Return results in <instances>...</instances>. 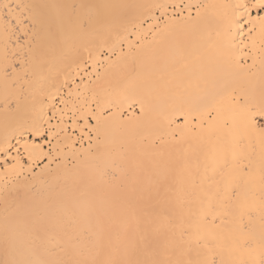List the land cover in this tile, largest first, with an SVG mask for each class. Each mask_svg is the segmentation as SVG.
Instances as JSON below:
<instances>
[{"label":"bare ground","instance_id":"1","mask_svg":"<svg viewBox=\"0 0 264 264\" xmlns=\"http://www.w3.org/2000/svg\"><path fill=\"white\" fill-rule=\"evenodd\" d=\"M5 2L28 7L0 23V264L163 259L182 233L185 249L227 244L237 220L208 196L225 158L252 172L258 250L257 0Z\"/></svg>","mask_w":264,"mask_h":264},{"label":"snow or ice","instance_id":"2","mask_svg":"<svg viewBox=\"0 0 264 264\" xmlns=\"http://www.w3.org/2000/svg\"><path fill=\"white\" fill-rule=\"evenodd\" d=\"M260 9H264V0H257L254 5ZM28 7L20 4L3 3L0 5V23H2L4 31L7 33L10 30H15L16 26L21 22V14L19 10ZM80 7H95L89 5H81ZM237 7L247 9L248 5L240 4ZM260 31L264 37V17L259 18ZM249 31H252L250 27ZM259 117H264V103H261L258 110L249 109L244 114V125L246 128L257 131L261 138V195H260V216H261V239L257 250L255 244V236L250 227L253 220L252 208L247 205L244 188L246 183L251 181L252 172L248 166L239 167L234 164L229 167L226 162L224 168L228 169L227 173H223V186H217L215 192L208 193L209 200H216L219 203L221 217L223 215H232L237 220L235 232L227 237V244L217 243L209 245L208 243L200 244L192 248L191 245L187 249L184 247V234H181L179 240L168 241L164 245L165 258H153L149 260H128V261H91L88 264H264V123L258 128L256 120ZM37 135L41 132L36 131ZM237 159L236 154H233V160ZM211 206V205H210ZM216 212H213V222H215ZM247 215L248 224L244 223V217ZM221 223L224 220L221 219ZM147 243V238H145ZM153 247L159 248L160 241L153 240L150 242ZM195 253L193 256L192 253ZM244 253H248V257H244ZM227 257V258H226ZM4 264H30V262H20L9 260ZM47 264V262H45ZM54 264H65L64 261H56Z\"/></svg>","mask_w":264,"mask_h":264},{"label":"rangeland","instance_id":"3","mask_svg":"<svg viewBox=\"0 0 264 264\" xmlns=\"http://www.w3.org/2000/svg\"><path fill=\"white\" fill-rule=\"evenodd\" d=\"M194 11H196V10H194Z\"/></svg>","mask_w":264,"mask_h":264}]
</instances>
